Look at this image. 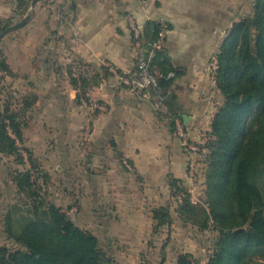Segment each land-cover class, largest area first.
Segmentation results:
<instances>
[{"label":"crops","instance_id":"1","mask_svg":"<svg viewBox=\"0 0 264 264\" xmlns=\"http://www.w3.org/2000/svg\"><path fill=\"white\" fill-rule=\"evenodd\" d=\"M31 1L34 15L19 29V70L30 72L22 83L34 91L30 103L37 106L39 123L47 125L37 131V151L61 162L57 167L67 170L70 186L81 185L71 198L83 202L107 246L120 248L122 264H149L159 257L166 264V249L180 255L174 239L185 225L172 185L190 190L193 168L197 186L205 163L185 151L163 99L132 94L104 63L135 73L129 18L142 27L144 41L154 24L167 22L163 52L176 70L167 92L175 98L173 111L198 142L223 101L211 83V58L232 25L252 15L255 0H39L35 6ZM13 6L12 0H0V24L10 19ZM83 99L97 102L96 114L88 116ZM160 208L169 209L172 225L159 226Z\"/></svg>","mask_w":264,"mask_h":264},{"label":"trees","instance_id":"2","mask_svg":"<svg viewBox=\"0 0 264 264\" xmlns=\"http://www.w3.org/2000/svg\"><path fill=\"white\" fill-rule=\"evenodd\" d=\"M9 23L0 24V34ZM160 28L159 23L153 25L144 41L146 49L157 40ZM2 57L0 53V72L8 74L10 67ZM218 59L216 87L223 104L208 132L204 207L194 204L187 189L174 182L173 197L182 196L176 212L183 223L201 232H217L207 264H264V0H255L252 15L232 25ZM151 66L164 75H176L163 50ZM172 82L160 79L163 92L155 96L163 99L164 113L176 131L174 119L181 116L173 111L175 98L167 92ZM22 138L20 114L7 107L0 112V154L16 156L25 165L18 146ZM30 163V169L13 175L24 210L15 207L4 216V233L11 246L0 248V264H115L97 236L81 229L62 207L41 195L33 175L38 170L35 160ZM155 220L160 227L174 221L167 208L156 210ZM174 264L202 263L183 253Z\"/></svg>","mask_w":264,"mask_h":264},{"label":"rangeland","instance_id":"3","mask_svg":"<svg viewBox=\"0 0 264 264\" xmlns=\"http://www.w3.org/2000/svg\"><path fill=\"white\" fill-rule=\"evenodd\" d=\"M12 1L14 3V10L11 13L10 19L5 22L6 24L10 21L9 27L18 24L29 14L34 15L35 12L31 6V0ZM233 14H235V12ZM19 32L20 30L14 31L13 33L7 35L5 37L6 39L0 40V53L3 54L2 59L10 67V72L8 74L6 72H0V112H4V110L9 107L12 112L20 114V121L22 122V125L26 124L24 129V142L23 140H18V146L20 148L21 156L23 157L25 165H21L19 163L20 160L18 162V157L16 156L7 157L0 154V248L3 246H11L4 233V216L12 209L15 211V207L24 210V207L22 206L23 203L20 201L21 196L19 195L18 189L13 181V175L16 170L23 171L30 169V159L32 158L35 160L38 169L33 170V175L34 179L37 181V184L41 188V195L49 202L55 203L56 205L62 207L67 215L81 229L89 231L97 236L101 242L103 251L106 252L109 257L116 260L115 264H122L120 262L122 260L120 256V248L116 247L111 249L107 246L103 235L96 231L94 217L89 216V214L86 213L83 202H81L79 198H71V194H77L80 192L81 185L74 184L70 186L68 181L69 179L66 177L67 170L57 167V165H60L61 162L56 160L54 157L49 158L45 152L37 151L35 146L37 140H39L37 139V131H41L39 129L40 127L46 130L47 125L43 120H41L39 123V118H41V115L39 116L37 113V106H34V104L28 106V102L30 103L33 101L32 92L34 91L31 90V88L26 89L22 83L23 81L30 80L31 76L30 72L22 73L21 70H19V42L22 39L19 37ZM28 66L29 68L31 67L30 60ZM83 102L85 103L83 104V109L86 111L88 116L91 117L92 115L96 114V111H93L92 109L94 105H97L96 101L90 102L89 100L83 99ZM87 127L83 125L82 129L86 130ZM77 158H79L78 154ZM76 162L78 163V161ZM205 171L206 166L203 164L199 171L201 175L198 179V185L196 186L192 184L190 190H187L191 196L192 202H194V204L197 206L203 207L205 201ZM44 175H48L49 177L47 178ZM78 177L79 173L75 176L77 179L75 183L79 182ZM217 236V232L209 230L201 232L193 225L185 224L184 226H179L175 234L177 239L174 240H178L179 244H181L178 250L180 254H192L202 264H207L209 256L214 250L216 240L215 238ZM167 240H170V238ZM168 244L169 243H167V245ZM172 249L173 248L165 250V258L167 260L166 264H174L173 256L175 258L176 251ZM143 260H145V258ZM162 260L163 259L160 257L156 260L154 259V261L151 259L153 262L149 264H162Z\"/></svg>","mask_w":264,"mask_h":264},{"label":"built area","instance_id":"4","mask_svg":"<svg viewBox=\"0 0 264 264\" xmlns=\"http://www.w3.org/2000/svg\"><path fill=\"white\" fill-rule=\"evenodd\" d=\"M130 27L133 32L134 46L138 57V69L133 74L120 73L118 68L109 63H104L108 70L115 74L118 81L123 85L129 92L138 96L143 100L158 99L155 94L161 93L162 89L160 86V79L164 78L166 80L173 79L175 73L170 72L167 75L156 71L151 66L152 59L157 55L159 51L164 48V43L169 32V24L165 21H160V32L158 34L157 40L149 44V49L144 47V39L142 27L137 24L134 18L130 17ZM219 69V59L218 54H215L211 58L210 62V78L213 86H216V73ZM99 105L93 106V111L99 110ZM174 125L176 129L177 136L181 139L182 145L187 153L192 157L198 155L205 160L209 154V145L211 142V136L208 133H200V141H193L189 132L185 129L183 122L180 118L174 119ZM127 165V163L125 162ZM197 178L196 171L191 168L190 179L192 184L195 185V179ZM179 202H182V196L179 197ZM194 203V202H193Z\"/></svg>","mask_w":264,"mask_h":264},{"label":"water","instance_id":"5","mask_svg":"<svg viewBox=\"0 0 264 264\" xmlns=\"http://www.w3.org/2000/svg\"><path fill=\"white\" fill-rule=\"evenodd\" d=\"M39 2V0H34L33 1V6H35L37 3ZM32 14L27 15L21 22H19L18 24H15L9 28H6L1 34H0V40L5 37L7 34L17 31L20 28L24 27L27 22L31 19Z\"/></svg>","mask_w":264,"mask_h":264}]
</instances>
